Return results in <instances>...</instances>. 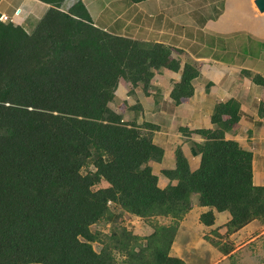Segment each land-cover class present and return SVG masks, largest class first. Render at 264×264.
Returning a JSON list of instances; mask_svg holds the SVG:
<instances>
[{"label": "trees", "instance_id": "trees-1", "mask_svg": "<svg viewBox=\"0 0 264 264\" xmlns=\"http://www.w3.org/2000/svg\"><path fill=\"white\" fill-rule=\"evenodd\" d=\"M39 1L49 8L30 31L0 21V264H116L108 247L94 249L91 229L113 220L111 203L144 219H182L196 198L209 208L200 217L206 226L215 223L214 211L231 215L228 232L264 224L253 152L224 139L241 119L239 102L216 104L214 129L194 132L204 139L191 146L201 154L199 169L178 151L175 169L162 171L177 185L159 187L150 165L164 158L153 141L158 126L125 121L109 105L121 79L132 84L131 95L138 87L148 94L156 72H179L181 61L169 46L145 49L97 27L81 0L68 11L67 0ZM244 73L264 87L260 75ZM199 76L187 62L171 92L175 105L194 96ZM89 163L95 171L83 174ZM102 181L108 186L96 189ZM175 233L160 226L140 252L124 245L128 263L185 264L169 256Z\"/></svg>", "mask_w": 264, "mask_h": 264}, {"label": "crops", "instance_id": "crops-1", "mask_svg": "<svg viewBox=\"0 0 264 264\" xmlns=\"http://www.w3.org/2000/svg\"><path fill=\"white\" fill-rule=\"evenodd\" d=\"M3 1L0 2V7ZM76 1L78 0H71L68 7L66 1L62 10L68 11ZM81 1L97 27L100 28L101 22L106 20L111 23V19L118 16L115 12L114 16L106 19L107 11L111 10L112 6L119 8L121 12L123 10L129 12L126 15L127 33L123 35L124 37L143 40L150 45L149 49L157 43L169 46L172 49L171 57L181 61V70L163 72L171 81L175 79V84L180 82L182 70L187 62L194 63L200 72V76L193 83L195 86L193 97L183 98L179 105H175L171 98L173 89L168 91L174 107L172 116L167 118L168 122L153 120L158 117L153 108L160 105L157 104L156 94L153 106L150 107L151 111H147L143 104H139L141 109L138 112L129 109L132 115L127 121L137 117L139 124L148 122L158 126V130L154 131L153 141L165 152L162 162L158 165L164 164L166 159H169L170 163L169 167L162 168V177L155 172L152 162L150 163L153 173L159 178V187L164 189L168 185H177L178 181H170L162 171L175 169L178 151L188 160L192 171L198 170L201 164V154L193 153L191 146L192 142L202 143L204 141L202 136L194 133L192 138L183 137L180 132L175 133L173 127L176 129L180 124L184 128L190 127V131L213 130L212 114L215 105L230 100L240 103L241 119L232 131L224 133V139L237 141L242 147L253 152L254 184L264 186V154L256 152L258 147L264 150V114H260V108H264V87L253 82V79L244 73L247 71L264 79V12L259 11L255 4L256 0H147L140 3L129 0H93L92 3L88 0ZM23 4L26 8L23 20L28 25L41 19L49 8V5L39 0H24ZM9 5L13 12L16 9L22 10L20 7L14 10L15 4ZM0 14L9 17L8 13L1 9ZM118 17L123 19L121 14ZM14 18L19 20L18 16ZM130 27L132 32L128 30ZM101 29L108 31L103 26ZM141 37L142 40H139ZM185 55L189 61L183 59ZM163 72L156 74L155 77L163 76ZM127 82L125 79L119 81L117 96L126 87ZM209 83L212 85L207 92L206 86ZM138 89L145 93L142 87H138L135 94H138ZM149 91L147 96H151L152 92ZM157 92L161 93L159 90ZM223 118L226 121L230 120L229 116ZM186 139L191 140L190 144H187ZM194 204L199 206L196 198ZM199 208L200 217L209 211L208 207ZM214 214L216 222L221 213L214 211ZM225 218L228 223L231 215L227 212ZM249 226H245L238 233Z\"/></svg>", "mask_w": 264, "mask_h": 264}, {"label": "rangeland", "instance_id": "rangeland-1", "mask_svg": "<svg viewBox=\"0 0 264 264\" xmlns=\"http://www.w3.org/2000/svg\"><path fill=\"white\" fill-rule=\"evenodd\" d=\"M88 1L92 3L93 0ZM126 2L128 3V1ZM23 3L24 0H4L1 3L0 9L4 10L9 15L8 21L6 22L7 24L12 23L17 26H22L25 27L27 31H30L34 27L36 21H33L31 26L26 24L23 20V14H25L24 11H26ZM66 3V7H68L71 0H67ZM9 4H15L14 10L19 7L22 10L16 9L13 12V8H11ZM115 12L118 13V16L120 14L123 15V19L117 16L111 19V23L106 20L103 23L101 22L100 28L103 26V28L111 31L114 35L123 36L127 33L125 30V23H127L126 15L129 12H125V10L121 12L119 8H112L111 6V10L107 11L106 19H110L111 16H114ZM0 16L2 15L0 14ZM15 16H18L19 20L15 19ZM116 19L118 20L117 22L114 21ZM128 30L132 32V27ZM139 40H142V37ZM139 43L142 48H150V45L143 42V40L139 41ZM183 59L189 61L187 55H185ZM164 73L165 72H163V74ZM156 74L159 73L156 72ZM155 76L151 80V96H147L149 93L145 94L140 89H138V94L131 95L130 91L132 85L127 82L128 84L126 87L118 93V96H115L116 98L109 106L116 113L121 114L124 120L127 121L132 115L129 109L136 104H143L146 106L147 111H151L154 94H156L155 96H158L157 104L160 105H158L159 108L155 105L153 110L156 112L155 115L161 117V119L155 117L156 119L153 120L158 119L164 123L168 122L167 118L172 116L174 111V107L168 96V91L170 92V90L173 89L176 80L172 79L171 81L170 77L165 74L163 76ZM157 90L161 93L157 92ZM180 126L181 125L178 124L176 129L173 127V130H175V133L180 132L183 137L190 138L196 131H190V127H188L187 129H189L191 133L186 135L180 131V128H184ZM186 140L187 144L191 142L190 139ZM256 152L264 154V150L260 149V147L256 149ZM151 164L155 172L159 175H161L162 168L170 166L169 159H166L162 165H158L159 163L154 162ZM91 171H95L92 163H89L82 169L83 174H87ZM107 186L108 184L102 181L96 189ZM199 207L200 206H195V204H193L192 211H190L188 216L186 215L182 219H174L172 217L144 219L131 215L116 204L111 203L110 209L114 214L113 220L101 221L91 227L92 232L96 235L93 247L97 252L108 247L112 251L116 264H129L128 253L123 250L124 245H128L129 251L134 249L136 252H140L147 248L148 242L153 238L154 233L159 230V227L166 226L167 228H175L176 232L169 251V256L179 258L184 261L185 264H264V224L261 221H253L249 224L250 226L247 229L240 233H238V231L228 232V228L226 227L227 218H225L227 212L221 213L218 220L212 226H204L200 220L201 210ZM145 256L146 259H150L149 253Z\"/></svg>", "mask_w": 264, "mask_h": 264}, {"label": "water", "instance_id": "water-1", "mask_svg": "<svg viewBox=\"0 0 264 264\" xmlns=\"http://www.w3.org/2000/svg\"><path fill=\"white\" fill-rule=\"evenodd\" d=\"M255 4L260 12H264V0H256Z\"/></svg>", "mask_w": 264, "mask_h": 264}, {"label": "built area", "instance_id": "built-area-1", "mask_svg": "<svg viewBox=\"0 0 264 264\" xmlns=\"http://www.w3.org/2000/svg\"><path fill=\"white\" fill-rule=\"evenodd\" d=\"M0 21H2V22L8 21V16H6V15L0 16Z\"/></svg>", "mask_w": 264, "mask_h": 264}, {"label": "clouds", "instance_id": "clouds-1", "mask_svg": "<svg viewBox=\"0 0 264 264\" xmlns=\"http://www.w3.org/2000/svg\"><path fill=\"white\" fill-rule=\"evenodd\" d=\"M7 22V21H6Z\"/></svg>", "mask_w": 264, "mask_h": 264}]
</instances>
